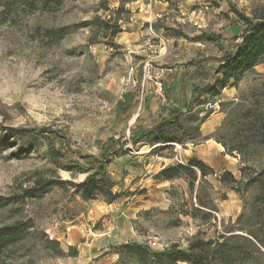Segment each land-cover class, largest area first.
I'll use <instances>...</instances> for the list:
<instances>
[{"label":"rangeland","instance_id":"rangeland-1","mask_svg":"<svg viewBox=\"0 0 264 264\" xmlns=\"http://www.w3.org/2000/svg\"><path fill=\"white\" fill-rule=\"evenodd\" d=\"M261 11L264 0H0V227L28 232L0 264H186L152 254L169 249L264 264V67L202 93L241 17ZM167 121L181 144L132 145ZM191 159L212 171L201 189L159 176ZM100 166L116 198L83 201L71 183ZM243 167L255 183L219 182ZM200 241L212 244L190 250Z\"/></svg>","mask_w":264,"mask_h":264},{"label":"trees","instance_id":"trees-1","mask_svg":"<svg viewBox=\"0 0 264 264\" xmlns=\"http://www.w3.org/2000/svg\"><path fill=\"white\" fill-rule=\"evenodd\" d=\"M169 0H167L168 2ZM243 24V32L240 36V43L235 45L231 52L226 53L220 60L219 66L216 70V75H220L221 79L216 78L212 85L206 86L202 93L210 98L217 97L220 92L225 88L226 84L230 81L233 83L239 82L246 74L253 72L257 66L264 67V11L254 13L252 18L241 17ZM111 37H115L120 33L117 25L112 26ZM175 121V117L173 118ZM174 123L171 121L163 122L149 131H138L131 140L132 145H137L139 142H144L151 145H164V147L172 146V144H181L180 140L174 138L169 129L172 128ZM14 134H25L24 130H12ZM246 168L243 167L239 171L242 180L237 182L234 177L225 172L219 178L221 184L229 183L233 186L243 185L244 187L250 186L256 182V179H246L244 176ZM196 172L199 174L197 181ZM181 173L187 180V185L190 191L194 190V184L197 182L198 188L201 189L205 184V178L212 174L211 169L204 165L201 161L191 159L188 165H178L164 169L159 173V176L165 181H171L176 178H181ZM264 178V175H262ZM244 178L246 183H244ZM262 186L261 192L264 194V182H260ZM73 188H77L80 198L83 201H91L101 198L108 203L115 200L116 196L112 194L113 182L109 178L106 171L102 166L98 167L94 173L89 174L78 185L71 183ZM36 189L31 188L23 191L21 198H32L35 196ZM6 205L5 201L0 198V208ZM28 234L27 227L24 224H15L12 226L0 227V249L17 244L23 235ZM47 245L53 250L57 251L59 255L63 252L59 248V243L53 240L45 239ZM212 244V241H200L196 246L190 247V250L199 249L204 250ZM119 249L140 250L149 252L148 249L142 248L135 244H127L119 246ZM73 256L76 251L70 248ZM153 255L161 258H166L168 261L174 263L186 264H200L197 257L192 253H183L175 251V249L165 250L161 253H152Z\"/></svg>","mask_w":264,"mask_h":264},{"label":"built area","instance_id":"built-area-1","mask_svg":"<svg viewBox=\"0 0 264 264\" xmlns=\"http://www.w3.org/2000/svg\"><path fill=\"white\" fill-rule=\"evenodd\" d=\"M160 90V89H159ZM179 163H181V161H179Z\"/></svg>","mask_w":264,"mask_h":264}]
</instances>
